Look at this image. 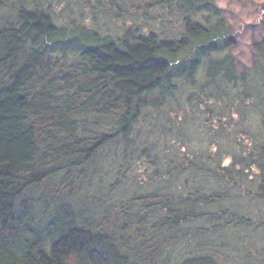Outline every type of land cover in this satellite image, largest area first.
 Segmentation results:
<instances>
[{
	"label": "trees",
	"instance_id": "16d2710c",
	"mask_svg": "<svg viewBox=\"0 0 264 264\" xmlns=\"http://www.w3.org/2000/svg\"><path fill=\"white\" fill-rule=\"evenodd\" d=\"M234 44L215 0H0V264H264Z\"/></svg>",
	"mask_w": 264,
	"mask_h": 264
},
{
	"label": "rangeland",
	"instance_id": "374dc122",
	"mask_svg": "<svg viewBox=\"0 0 264 264\" xmlns=\"http://www.w3.org/2000/svg\"><path fill=\"white\" fill-rule=\"evenodd\" d=\"M230 25L235 44L232 53L239 67L251 58L250 42L264 33L259 22L264 18V0H215Z\"/></svg>",
	"mask_w": 264,
	"mask_h": 264
}]
</instances>
